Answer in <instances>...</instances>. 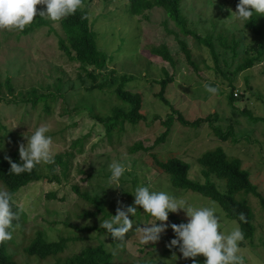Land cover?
I'll return each mask as SVG.
<instances>
[{
  "label": "rangeland",
  "instance_id": "rangeland-1",
  "mask_svg": "<svg viewBox=\"0 0 264 264\" xmlns=\"http://www.w3.org/2000/svg\"><path fill=\"white\" fill-rule=\"evenodd\" d=\"M181 7L182 14L188 19L190 29L202 36L213 38L215 49L219 54L218 66L222 72L229 74L233 71L237 64L246 58L248 48L255 44L256 39L245 30V22L230 16L234 10L229 0H184ZM104 10L103 5L97 3L92 7L91 14L94 16L95 12L100 13ZM48 31L49 27H44L18 39L13 30L0 31V80L10 78L16 93L28 91L32 87H37L40 94L45 93L41 87L55 83L59 76H65L78 84L76 73L78 65L70 63L64 57L59 50L58 37ZM97 31L103 36L101 44L115 59L109 65L107 73L111 71L116 73L111 79L121 75L134 76L126 89L142 94L141 113L146 116V121L136 129H129L120 145L109 146L107 142H99L97 134L102 131L101 126L89 116L88 112L62 115L61 98L56 102H50V114L45 112L43 103H39L35 108L30 104L18 108L14 105H0V122L7 126V134L19 139L18 146L25 144L26 136H30L37 127L43 124L49 125L50 131L47 134L52 137V157L66 151L72 142L91 133V137L84 141L83 151L77 152L67 180L49 182L45 179L32 182L17 192L15 203L29 216L27 233H34L30 229L32 226L46 231L50 240L66 235V230L72 233L73 230L67 229L64 223L74 222L73 219L71 220L72 214L77 211V205L82 204L79 194L73 189L74 186H77L81 192L102 198L109 213H116L117 207H126L127 203L133 205L134 197L130 192L137 186H150L152 191H165L177 198H184L194 207H213L219 217L218 231L224 235L233 228L239 227L236 221L225 216L218 203L199 194L173 188L168 177L156 167L150 154L139 151L132 155L129 153V148L140 142L145 146H152L164 131L160 120H165L172 112L158 98L160 92L158 81L165 77L163 73L165 68L169 75L174 77V81L167 86L165 97L175 109L187 121L205 119L210 114L218 113L220 119L215 125L224 131L229 126H233L238 141L237 143L222 141L215 136L209 123H203L195 129L175 123L166 143L155 146L151 153L163 162L170 158L184 160L191 165L190 178L203 181L197 159L208 150L222 148L229 156L239 158L244 169L251 171L252 182L257 184L264 196V121L253 123L241 114L246 108L255 117L264 118V60L235 77L234 92L236 95L244 94V99L236 102L233 108L226 97V93L229 92L228 81L215 73V63L208 60L207 52L192 37L181 35L164 10L155 8L146 11L143 16L125 17L122 22H107L100 19ZM221 34L229 43L232 35H235L239 42L238 56L235 59L230 51L224 50L219 45L217 38ZM122 39L134 43L124 45L119 52ZM179 40L187 44L192 59L198 66L197 72L186 60ZM160 46L167 48L175 61V66L170 62L152 58L149 50L151 47ZM102 82L103 79L100 77L97 85ZM205 83L212 84L211 86L214 84L226 95L209 93L203 87ZM86 87H88L87 83L84 87L79 86L69 91L66 98L69 109H74L80 101L82 104L86 99L93 103L96 111L106 114L117 103L110 92L113 86L108 85L102 91L95 90L91 95L85 91ZM157 116L160 119H155ZM117 162L123 164L127 171L119 180L120 188H112L116 185L109 182V165ZM249 200L255 213L254 247L249 244L245 247L239 246L238 255L244 258L245 264H264V207L252 195H249ZM136 210L143 209L136 206ZM171 214L186 219L183 211ZM129 219L133 220V227L125 234V240L119 241L117 247L112 246L109 234L99 237L107 249L114 252L111 264L159 262L192 264L191 259L182 258L178 246L170 249L166 246L169 242H163L161 237L154 244L149 243L145 246L140 244V233L136 228L150 223L153 218L137 220L129 217ZM169 221L168 218L165 223L169 224ZM85 223L88 224L87 226L92 224ZM52 225L53 228L49 230L48 226ZM98 225L100 226V223ZM171 232L167 228L161 236H169ZM78 235L88 237L87 234ZM95 235L97 233H93L92 240L71 243L70 248L79 251L89 244H95ZM16 236L17 243L20 244L23 235L17 232ZM73 236L74 234L70 235ZM11 252L15 253L14 250ZM17 258L22 264H55V261L40 263L37 260H29L21 253H18ZM204 259L202 255L196 257L198 264H203Z\"/></svg>",
  "mask_w": 264,
  "mask_h": 264
},
{
  "label": "trees",
  "instance_id": "trees-1",
  "mask_svg": "<svg viewBox=\"0 0 264 264\" xmlns=\"http://www.w3.org/2000/svg\"><path fill=\"white\" fill-rule=\"evenodd\" d=\"M184 0H82L81 6L76 12L60 21L53 22L46 17L36 15L33 22L26 26L23 31L13 30L16 38L30 35L37 32L39 29L49 27V33H54L58 37V46L64 57L70 62L78 65L76 70L78 84L66 78L59 76L55 83L41 87L45 93L38 91L37 87H32L28 91H19L16 93V88L10 78L4 81L0 80V105L18 106L30 104L35 108L39 103L44 104V110L47 114L51 113L50 102H56L59 98L62 99V115H74L77 113L88 112L100 126L102 131L97 134L99 142H107L109 146L120 145L123 137L129 129H136L142 122L146 121V116L141 113L143 107V96L140 93H133L126 89L127 84L133 81L134 76L121 75L117 78H112L114 71L107 73L109 65L115 60L113 55L109 54L107 48L101 44L103 36L97 31V24L100 19L105 21L122 22L125 17L143 16L146 11L160 8L165 11L168 19L178 29L179 33L184 37H192L208 54V60L215 63V73L219 74L228 81L229 92L227 94V102L234 108L235 103L244 99V94L236 95L234 87L235 77L251 68L257 63L264 60V15H253V17L245 22V30L249 31L256 39L255 44L247 50V56L241 63L237 64L236 68L229 74L220 71L219 69V54L215 49L213 38L211 36H202L195 30L189 28L188 19L182 14V4ZM232 4L234 12L238 0H229ZM101 3L105 9L103 12H95L92 16V7ZM37 12L43 9L44 6L37 5ZM55 23V26H54ZM173 34V32H171ZM219 45L226 51H230L235 59L238 56L239 42L235 35H232V40L229 43L227 38L219 35L217 38ZM122 45L118 48L122 51L124 45L134 43L131 40H121ZM181 51L188 63L197 72L198 66L192 59L191 52L187 48L184 41L179 40ZM152 58L165 62H170L175 66V61L170 55L165 46L151 47L149 50ZM206 62V59L204 60ZM210 70V68H207ZM106 72V73H105ZM165 77L158 81L160 92L158 93L159 100L171 109V113L160 120L164 131L156 138L152 146H145L143 143H136L129 148L130 154H135L139 151L151 155L156 167L161 170V173L168 177V181L175 189L183 190L199 194L218 203L223 209L225 216L233 221H236L240 230L244 234L243 241L240 242V247L251 245L255 239V213L251 207L249 195L254 196L260 201L264 207V196L259 191L257 184H254L251 179V171L244 169L242 161L239 158L229 156L222 148H214L204 152L197 159V163L201 167L200 175L203 181L190 178L191 165L180 158H170L167 161H160L151 151L155 146H160L166 143L170 136L175 123H180L183 127L199 128L203 123H209L216 137L222 141H230L237 143L234 135L233 126H229L226 131L215 125L219 121L218 113L210 114L205 119L198 118L194 121H187L183 115L175 109L171 102L165 97L167 86L174 81L168 71L163 68ZM63 75V72H61ZM102 77L103 82L97 85V80ZM115 77V76H114ZM88 94H92L95 90H103L106 86L111 85L113 89L110 91L114 95L117 103L111 107L109 113L102 114L96 111L93 103L88 100L81 101L74 107H67V95L69 91L84 87ZM212 85V84H209ZM214 87H216L213 84ZM217 88V87H216ZM216 94L224 95L225 92L217 88ZM225 94V95H226ZM251 122L258 123L264 121V118H258L253 113L244 108L241 112ZM160 119V117H155ZM7 126L0 122V189H4L13 195L12 210L17 214V219L13 221L14 228L12 237L8 241L0 243V264H22L17 256L18 253L23 254L29 260H37L40 263L55 261V264H111L114 259V252L107 249V246L100 240V236L106 233V230L98 225L100 221L108 219L110 215L106 208V202L99 196H91L87 192H81L77 186L73 189L79 194L82 204L77 205V211L72 214L71 220L74 222H65L66 235H62L56 240H50L46 231L37 227H31L33 234L27 233L29 229V216L27 213L15 203L17 192L32 182H39L47 179L49 182L67 180L70 176L73 160L78 153L83 151L84 141L91 137V133L72 142V145L64 152L53 156V162L49 164H40L35 166L31 172L21 174H13L10 172V164L12 162L21 163L18 151L19 139H15L12 134H7ZM4 133V134H3ZM83 173V171H81ZM51 197V195H50ZM54 197V195H52ZM132 205L127 203L126 206ZM137 210L133 217L137 220L142 218H151L148 214ZM241 214L243 219H241ZM169 224H179L186 222V219L169 213ZM77 221V222H76ZM80 222L81 224H79ZM85 222L92 223L90 226ZM83 223V224H82ZM54 225L48 226L49 230ZM172 231L171 227H168ZM23 235L20 244L17 243L16 233ZM88 235V237H79L78 234ZM95 235V244H89L79 251L71 249V243L86 242L87 239H93ZM70 237V235H73ZM110 240L113 247H117L119 241L114 240L111 235ZM174 238L173 231L169 236H161L163 242H170ZM14 250L15 253H12ZM173 250V249H172ZM170 250V251H172ZM243 258V264L244 263ZM163 264V263H157Z\"/></svg>",
  "mask_w": 264,
  "mask_h": 264
},
{
  "label": "clouds",
  "instance_id": "clouds-1",
  "mask_svg": "<svg viewBox=\"0 0 264 264\" xmlns=\"http://www.w3.org/2000/svg\"><path fill=\"white\" fill-rule=\"evenodd\" d=\"M81 3L82 0H0V31H23L36 15L47 17L53 22L60 21L74 14ZM37 5L44 7L37 12ZM253 15H264V0H238L236 11L231 12L230 16L248 22ZM203 87L209 93L217 92L216 87L207 83ZM49 131V125L43 124L26 136V143L18 148L21 163L12 162L6 157L11 173L18 175L31 172L37 165L53 162L52 137L47 134ZM109 169V182L116 185L112 188H120L119 180L127 171L126 167L117 162L110 164ZM130 193L134 197L133 205L117 207L115 215L100 221V228L106 230L105 234H110L114 240H125V234L133 227V220L129 216H135L136 206H139L153 218L150 223L136 228L140 233V244H154L171 227L174 238L166 246L170 249L178 246L182 258L191 259L192 264H198V255L205 258L203 264H243V258L238 255L239 244L244 239L243 232L238 226L227 235L219 232V217L213 207H194L184 198H177L165 191H152L150 186H137ZM12 202V193L0 189V243L12 237L13 221L17 219ZM178 211L184 212L186 222L165 223L169 213ZM157 221L160 223L157 224Z\"/></svg>",
  "mask_w": 264,
  "mask_h": 264
}]
</instances>
